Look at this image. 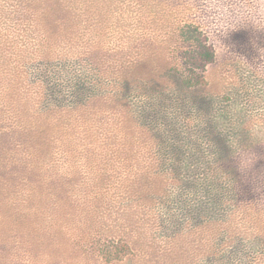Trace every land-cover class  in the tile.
<instances>
[{"label":"trees","instance_id":"trees-1","mask_svg":"<svg viewBox=\"0 0 264 264\" xmlns=\"http://www.w3.org/2000/svg\"><path fill=\"white\" fill-rule=\"evenodd\" d=\"M157 1L110 69L106 0H0V35L33 21L43 64L23 96L0 77V264H119L144 224L188 264H264V130L206 96V23Z\"/></svg>","mask_w":264,"mask_h":264},{"label":"rangeland","instance_id":"rangeland-1","mask_svg":"<svg viewBox=\"0 0 264 264\" xmlns=\"http://www.w3.org/2000/svg\"><path fill=\"white\" fill-rule=\"evenodd\" d=\"M134 1L106 0L108 4L103 5L107 11L102 38L109 51L107 62L112 65L106 66L110 69L125 66L140 39L138 24L131 18ZM182 3L193 8L195 19L206 23L216 51V59L206 71V96L219 100L221 105L216 108L224 113H239L252 129L264 130V0H158L155 6L178 7ZM240 26L245 32L233 35ZM2 29L1 85H16L21 96L27 89L35 91L43 79L40 34L35 23L17 22L14 27L5 25ZM144 225L146 230L140 231L135 240V257L119 264H188L191 257L196 260V246L191 247L185 236L169 238L164 229Z\"/></svg>","mask_w":264,"mask_h":264}]
</instances>
